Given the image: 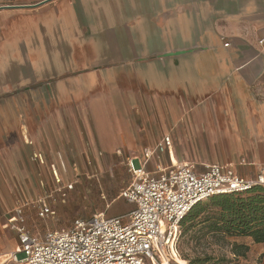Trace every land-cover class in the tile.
Returning a JSON list of instances; mask_svg holds the SVG:
<instances>
[{"label": "crops", "instance_id": "crops-1", "mask_svg": "<svg viewBox=\"0 0 264 264\" xmlns=\"http://www.w3.org/2000/svg\"><path fill=\"white\" fill-rule=\"evenodd\" d=\"M261 39L264 0L0 7V264L19 247L5 228L13 210L42 197L45 169L59 182L63 158L140 165L170 135L174 160L198 171L264 174ZM156 164L168 157L154 154L146 170ZM233 239L249 248L244 264H264V243Z\"/></svg>", "mask_w": 264, "mask_h": 264}, {"label": "built area", "instance_id": "built-area-1", "mask_svg": "<svg viewBox=\"0 0 264 264\" xmlns=\"http://www.w3.org/2000/svg\"><path fill=\"white\" fill-rule=\"evenodd\" d=\"M172 149L171 136L165 135L153 149L142 150L138 168L133 159L127 160L131 181L120 198L133 205V210L125 216L95 214L75 220L69 229L48 230L40 237L25 227L22 208L15 209L5 228L16 234L19 247L6 263L170 264L176 258L180 224L194 205L217 195L264 189L263 172L255 179H243L219 165H204L198 171L190 163L175 161ZM154 154L167 156L168 165L156 164L148 171L146 166ZM49 198L36 201L41 219L53 215ZM19 253L24 258L18 261Z\"/></svg>", "mask_w": 264, "mask_h": 264}, {"label": "rangeland", "instance_id": "rangeland-1", "mask_svg": "<svg viewBox=\"0 0 264 264\" xmlns=\"http://www.w3.org/2000/svg\"><path fill=\"white\" fill-rule=\"evenodd\" d=\"M48 1L0 0V7ZM104 160L105 164L100 162V157L63 158V163L57 167L59 182H56L50 170L45 169L50 179L48 183L44 182L45 187L40 196H50L47 201L53 215L39 218L36 205L38 197L30 196L28 201H24L25 204L17 207L22 208L25 227L33 235L42 237L48 230L69 229L75 220H85L95 214L101 213L108 218L130 213L133 205L120 198L121 192L131 181L128 159ZM98 165H103V170H99ZM133 165L138 168L137 162L134 161ZM199 212L193 221L180 226L176 258L170 264H190L197 260L206 261L204 264H244L243 257L235 258L232 254L234 239L211 231L210 221L218 212L212 203H203ZM23 258V253L16 255L18 261Z\"/></svg>", "mask_w": 264, "mask_h": 264}, {"label": "trees", "instance_id": "trees-1", "mask_svg": "<svg viewBox=\"0 0 264 264\" xmlns=\"http://www.w3.org/2000/svg\"><path fill=\"white\" fill-rule=\"evenodd\" d=\"M207 201L211 202L218 211L210 221V228L214 234L229 238L246 237L255 244L264 243L263 188H253L242 194L217 195ZM205 202L194 205L180 226L193 221L200 213L201 205ZM248 249L245 245L234 243L232 254L235 258L244 257ZM205 262L197 260L190 264H204Z\"/></svg>", "mask_w": 264, "mask_h": 264}, {"label": "bare ground", "instance_id": "bare-ground-1", "mask_svg": "<svg viewBox=\"0 0 264 264\" xmlns=\"http://www.w3.org/2000/svg\"><path fill=\"white\" fill-rule=\"evenodd\" d=\"M6 259H8V257Z\"/></svg>", "mask_w": 264, "mask_h": 264}]
</instances>
